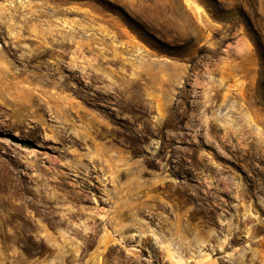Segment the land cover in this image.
<instances>
[{"label": "rangeland", "instance_id": "1", "mask_svg": "<svg viewBox=\"0 0 264 264\" xmlns=\"http://www.w3.org/2000/svg\"><path fill=\"white\" fill-rule=\"evenodd\" d=\"M0 264H264V0H0Z\"/></svg>", "mask_w": 264, "mask_h": 264}, {"label": "bare ground", "instance_id": "2", "mask_svg": "<svg viewBox=\"0 0 264 264\" xmlns=\"http://www.w3.org/2000/svg\"><path fill=\"white\" fill-rule=\"evenodd\" d=\"M51 110V109H50ZM157 234V233H156Z\"/></svg>", "mask_w": 264, "mask_h": 264}]
</instances>
